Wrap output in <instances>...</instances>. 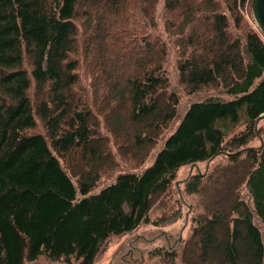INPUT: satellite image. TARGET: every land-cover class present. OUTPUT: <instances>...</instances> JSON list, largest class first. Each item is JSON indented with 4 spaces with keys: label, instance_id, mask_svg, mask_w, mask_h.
Masks as SVG:
<instances>
[{
    "label": "trees",
    "instance_id": "obj_1",
    "mask_svg": "<svg viewBox=\"0 0 264 264\" xmlns=\"http://www.w3.org/2000/svg\"><path fill=\"white\" fill-rule=\"evenodd\" d=\"M172 49L189 92H225L193 101L164 136L180 104L165 67ZM80 66L92 102L76 90ZM263 118L252 0H0V264H94L110 237L160 226L151 209L170 198L176 172L205 161L184 181V195L199 196L181 201L186 240L153 253L172 264H264ZM129 248L119 264H146Z\"/></svg>",
    "mask_w": 264,
    "mask_h": 264
},
{
    "label": "rangeland",
    "instance_id": "obj_2",
    "mask_svg": "<svg viewBox=\"0 0 264 264\" xmlns=\"http://www.w3.org/2000/svg\"><path fill=\"white\" fill-rule=\"evenodd\" d=\"M160 12L162 13V10ZM166 14L167 13H164L163 15ZM163 19H164L163 16H156V20H158V23L160 24L158 26L159 30H163V25L161 23ZM149 30H152V28ZM173 49L169 51L168 56L166 57L165 67L167 68V71L169 73L172 87L179 93L180 104L178 106L177 116L173 121L169 123L168 128L164 131V136L168 135L170 132L173 131V129L178 124V121L181 119V117L183 116V114L185 113V111L193 101L203 99L211 93L221 94L222 96H224V94L222 93L225 92L224 88L218 86L203 87L197 93L189 92V90L184 86V83H182L180 80L179 70L177 67L178 64L177 57L174 55ZM25 64L29 66L30 69V65L27 60ZM77 73L79 75L80 82L76 90L81 91L83 88L87 92L88 89L91 88L90 83H92L90 74L85 71L84 66H80V69L79 71H77ZM87 94L89 96V101H91L90 99L91 94H89L88 92ZM30 95L32 98L36 97L34 85L31 86ZM256 123L257 126L260 128V138L262 139L264 138V118L259 121H256ZM245 126H246V122H241L240 124H238L233 129V131L235 132L234 134L240 133L243 130L242 128ZM39 128L43 129V127L41 126ZM103 129L106 130L105 131L107 133L106 137L109 139V143L111 147L113 146L117 154L119 152L118 149L119 146L116 148L115 145H113V138H112V133L114 132L113 129L110 126H104ZM260 138H255L249 144L258 145ZM161 145L162 142L159 143L157 146H155L151 156L148 159L149 161H152L154 155L157 153ZM118 157L120 156L118 155ZM131 166H132L131 163L129 162L125 163L124 160L121 161V164L118 163V167L121 170H130L132 169L130 168ZM207 166H208V162L205 161V162H197L196 164H187L179 168V170L176 172V177L175 180L173 181V184L170 186L169 190L167 191L170 198H168L167 201L164 202V205H160L159 202H156L153 208L151 209V215H150L151 222H159V220H162V218H164L160 222V226L154 225L152 223H142L135 230L129 233L110 237L107 240V242L103 245L101 252L94 264H119L121 256L124 254V252L127 251L125 255L130 252V248H129L130 246L136 249L135 256L144 258L146 264H172L168 261L162 260L163 257H161L160 255H159L160 257L156 256L153 253V251L158 247L165 246L166 244L168 245L169 239L170 242L174 245L175 240L180 239V235L181 237L183 236L184 241L186 240L184 236L187 234H186V228H184V224L186 223V219L189 216V212L187 205L182 203L181 201L185 200V202L191 201V203H194L199 196L197 194H194L193 196L184 195L183 193L184 181L186 180V178L198 172L199 170L205 171ZM115 170L116 169L112 171ZM112 171L104 173L103 177L107 179L108 176L114 173ZM262 231L264 237V226H262ZM144 250L148 251V253L146 252V255L143 256L141 255V253ZM130 258H132V255H130ZM34 262L32 261L28 263L26 262V264H50L45 261H38V262L34 261ZM56 264H66V263L60 262ZM176 264H178V262Z\"/></svg>",
    "mask_w": 264,
    "mask_h": 264
},
{
    "label": "water",
    "instance_id": "obj_3",
    "mask_svg": "<svg viewBox=\"0 0 264 264\" xmlns=\"http://www.w3.org/2000/svg\"><path fill=\"white\" fill-rule=\"evenodd\" d=\"M254 18L264 34V0H252Z\"/></svg>",
    "mask_w": 264,
    "mask_h": 264
}]
</instances>
